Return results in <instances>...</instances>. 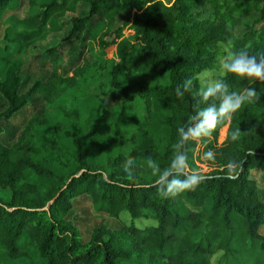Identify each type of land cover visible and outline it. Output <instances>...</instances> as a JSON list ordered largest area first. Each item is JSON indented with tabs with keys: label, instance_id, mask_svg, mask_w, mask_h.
I'll list each match as a JSON object with an SVG mask.
<instances>
[{
	"label": "trees",
	"instance_id": "1",
	"mask_svg": "<svg viewBox=\"0 0 264 264\" xmlns=\"http://www.w3.org/2000/svg\"><path fill=\"white\" fill-rule=\"evenodd\" d=\"M12 1L0 0V20ZM8 23L0 43V264H264V196L252 175H264V83L226 75L231 90L255 87L261 99L186 145L190 168L204 176L194 190L162 197L147 165L151 157L169 166L198 99L178 98L176 87L190 78L198 84L216 65L218 42L264 53V0H29L28 15ZM66 23L67 33L43 50L51 72L24 89L26 56ZM81 32L66 68L64 47ZM113 46L117 61L103 57ZM109 92L121 97L113 108ZM36 96L44 113L5 144L3 121ZM199 145L215 153L206 172L194 160ZM83 195L97 213L128 211L157 224L102 222L85 242L68 218Z\"/></svg>",
	"mask_w": 264,
	"mask_h": 264
},
{
	"label": "clouds",
	"instance_id": "2",
	"mask_svg": "<svg viewBox=\"0 0 264 264\" xmlns=\"http://www.w3.org/2000/svg\"><path fill=\"white\" fill-rule=\"evenodd\" d=\"M218 46L222 49V54L217 69L205 70L199 74L195 78L198 84L190 78L176 87L178 98L182 99L185 93H192L194 98L198 99L188 124L177 130L179 139L173 145L174 155L169 166L161 169L151 157L147 159V165L156 177L154 186L164 198H175L185 191L194 190L204 179L200 172L190 168L186 147L189 141L199 142L210 138L219 126L230 121L245 104L261 99V92L255 87H247L241 91L231 90L226 82V75L233 74L264 83V53L253 55L246 48L235 50L230 41L218 42ZM240 131L238 128L231 133L232 141L239 139ZM203 157L214 161L215 153L209 150ZM134 164L135 161L131 158L125 161L124 169L127 175L134 174ZM236 164L235 161L229 162L228 175L235 173Z\"/></svg>",
	"mask_w": 264,
	"mask_h": 264
},
{
	"label": "rangeland",
	"instance_id": "3",
	"mask_svg": "<svg viewBox=\"0 0 264 264\" xmlns=\"http://www.w3.org/2000/svg\"><path fill=\"white\" fill-rule=\"evenodd\" d=\"M17 0H14L10 3V6L8 9L15 8V2ZM28 4V0H22V3ZM21 3V4H22ZM22 10V8H21ZM26 10V9H25ZM85 10V7L82 6L78 10L77 14H81L82 11ZM23 11V14H22ZM21 11V15H24V10ZM9 12V11H8ZM29 11L26 13L28 15ZM70 13L67 14L66 18H68ZM8 16V15H6ZM5 16L2 18L4 19ZM12 16L6 17L4 22H0V43H4V34L5 30L8 26L9 18ZM93 25V22L90 26ZM69 29V24H64V31L50 34L48 39L40 41V50L35 52L32 55L26 56V65L23 69V74L26 77L24 89L28 87L35 79L37 78H45L49 75L51 72V63L49 61L48 56L44 54V49L56 45L60 38L67 33ZM83 36V33H79L77 38L70 44L66 45L64 47V58L66 61L65 67L68 68L70 63L72 62V55L73 52L77 50V48L80 46V39ZM84 42V41H83ZM90 59H92V55H88ZM107 60L111 61H117L115 46L110 47L107 49L106 54L103 55ZM219 61L216 63V65L212 68L206 69V70H215L218 68ZM205 71V70H204ZM203 71V72H204ZM121 97L118 94H115L113 92H109V96L106 99V106L108 108H113L117 106L120 103ZM4 100L2 99V96H0V108L4 109ZM45 110V105L41 101L40 97H35L32 100V103L27 106L25 109H23L21 112L17 113L11 120L9 121H3L4 126V133L2 134V140L5 144H11L13 143L19 134L21 133L22 129L24 128L27 121L33 116L35 113L43 114ZM225 138V135L221 134L219 137V142H222ZM203 145H199L194 153V160L196 161V165H200L201 171L206 172L209 170V167L206 164V159H204L203 154L200 153L202 151ZM203 161H200V160ZM258 181V184L261 188V192L264 196V175L261 171H253L252 174ZM69 219H72L74 223L80 228L83 241H88L92 230L99 226L102 222L106 223L108 226L112 228H120L124 224H131L134 223L138 227H147L150 225H156L157 221H155L152 218H136L133 219L128 211H123L119 217H112L110 215H107L105 213H97L91 203V200L89 196L83 195L78 197L75 200V206L74 209L69 213L68 215ZM261 233H264V227L261 228ZM217 258V255L212 257V261L215 262Z\"/></svg>",
	"mask_w": 264,
	"mask_h": 264
},
{
	"label": "crops",
	"instance_id": "4",
	"mask_svg": "<svg viewBox=\"0 0 264 264\" xmlns=\"http://www.w3.org/2000/svg\"><path fill=\"white\" fill-rule=\"evenodd\" d=\"M15 3H16L15 4L16 5L15 8L6 10V12L4 14V16H5L4 19L2 18L0 20L1 23L4 22L6 20L5 18L6 17L8 18V16L16 15V16H18L20 18H23V17L27 16L26 13L29 11V0H28V4H27V2L26 3H22V0H17ZM21 8H22V10H24V13H25L24 15H21V11H22ZM22 14H23V11H22ZM6 15H8V16H6ZM39 45H40V42H39Z\"/></svg>",
	"mask_w": 264,
	"mask_h": 264
}]
</instances>
